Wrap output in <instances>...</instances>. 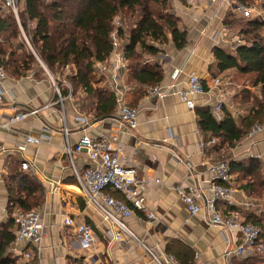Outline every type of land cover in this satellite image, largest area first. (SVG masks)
<instances>
[{
	"label": "crops",
	"instance_id": "crops-1",
	"mask_svg": "<svg viewBox=\"0 0 264 264\" xmlns=\"http://www.w3.org/2000/svg\"><path fill=\"white\" fill-rule=\"evenodd\" d=\"M169 2L179 26L186 30L187 41L182 49L177 50L169 36V43L162 45L156 56L145 59L162 70L163 77L159 83L165 93L162 97H149L146 91L144 95H138L139 86L127 83L124 70L119 81L123 99L138 109L137 127L132 131L123 126L117 105L112 114L96 116L90 108L96 101L92 93L80 90L76 94L68 93L62 102L59 101L50 74L42 63L43 73L35 75L30 72L19 78L7 75L0 82L3 92L0 124L17 113L37 111L15 123L11 129L0 126V223L7 217L5 177L8 164L13 159L20 163L26 160L31 163L32 175L43 187L42 202L35 210L48 229L47 236L40 242L39 253L32 260L23 257L21 247L13 245L9 249L16 264H154L146 247L164 256L169 254L166 249L168 242L176 252L186 247L193 257L190 264H230L232 258L225 260L224 253L240 241L241 234L211 224L206 209L190 216L174 187L179 182L192 184L206 196L210 180L207 164L220 159L240 161L257 158L264 173V120L261 132L252 137L245 136L233 147L220 146L215 139L202 152L199 144L210 138L200 130L196 116L197 109L208 107L213 110L218 101H222V107L235 115L244 113V107H237L233 102L240 89V85L230 82L233 70L224 73L227 75L221 86L213 85L212 80L220 75L214 67L212 49L215 46L232 48L240 43L236 32L225 21L227 14L235 13V5L264 4V0H218L204 6L191 5L183 0ZM23 4L21 2L18 9H22ZM5 10L0 7V12ZM111 61L110 57L95 64L97 81L92 84L94 88L112 90ZM174 71H178L175 80L171 78ZM191 72L202 78L207 91L195 97L194 109H187L177 92L185 86L186 77ZM172 81L176 82L175 87L169 89ZM78 117H86L88 123H80ZM64 127L68 130L67 135L63 133ZM25 133L34 136L42 133L49 138L39 145L26 144ZM101 134H117L122 162L135 167L138 177L147 180L144 190L146 204L157 219L148 220L144 213L133 211L125 219V224L135 239L125 234L121 240L112 239L117 228L103 220L101 214L85 202L73 175V168L78 171L86 168L85 154L75 153L70 159L64 152L67 144L75 145L82 135L97 137ZM18 146H24V149L20 151ZM231 180L241 219L250 214L259 216L264 213V209H260L262 205L258 206L264 201V196H249L242 187L245 179L238 180L237 174H232ZM217 210L226 213L225 204L219 202ZM66 217L89 225L96 235L95 245L82 250L73 226L62 225ZM252 254L244 258H250ZM178 255L182 256L181 251Z\"/></svg>",
	"mask_w": 264,
	"mask_h": 264
},
{
	"label": "trees",
	"instance_id": "trees-1",
	"mask_svg": "<svg viewBox=\"0 0 264 264\" xmlns=\"http://www.w3.org/2000/svg\"><path fill=\"white\" fill-rule=\"evenodd\" d=\"M23 3V8L18 9L19 22L11 9L0 12V66L14 78L30 72L43 73L40 62L49 71L59 74L71 67L65 79L72 90L62 88L61 97L80 90L92 93L96 101L90 108L96 116L112 114L116 106L113 90L92 85L97 81L95 64L111 57L115 20L126 60V81L139 86L136 93L140 96L147 87L158 85L163 77L161 68L150 65L146 57L156 56L162 45L169 43V36L177 50L187 41L186 30L179 26L169 0H23ZM225 21L236 32L240 43L232 48L213 47L214 67L220 79L227 75L225 72L233 70L230 82L240 85L233 102L237 107H244V113L235 115L223 106L220 117L216 118L212 110L205 107L197 109L196 116L203 133L217 139L218 145L231 148L247 136L253 125L263 124L264 21L237 13L227 14ZM56 82L63 86L59 80ZM223 161H228L231 174H237L238 180L245 179L242 187L249 196H264V173L257 158ZM5 188L8 217L0 223V264H16L9 252L15 227L11 210L18 207L30 211L40 206L43 187L31 171L23 170L20 162L13 159L7 167ZM107 192L123 200L117 191L107 188ZM243 221L260 227L258 240L264 243V213L250 214ZM170 244L167 243V252L177 262H192V254L186 247L176 252ZM180 251L182 256L178 255ZM255 263L264 264V253H253L250 258L232 257L230 262Z\"/></svg>",
	"mask_w": 264,
	"mask_h": 264
},
{
	"label": "built area",
	"instance_id": "built-area-1",
	"mask_svg": "<svg viewBox=\"0 0 264 264\" xmlns=\"http://www.w3.org/2000/svg\"><path fill=\"white\" fill-rule=\"evenodd\" d=\"M191 5H211L218 0H183ZM23 0H0L1 8H8L13 11L15 16L18 14V6ZM235 13L247 18H257L264 21V4H237L233 7ZM118 21L115 20V28L111 33L113 50L111 52V74L110 85L116 95V105L118 107V117L123 126L132 131L137 127L138 109L131 107L123 99V90L119 85L120 77L126 69V60L124 58L122 42L117 36ZM178 76V71H174L171 78L175 80ZM7 77L5 70L0 66V82ZM52 85L57 89L54 79ZM174 81L169 85V89L175 87ZM213 85L221 86L224 82L222 79L214 78ZM206 86L202 78L191 72L188 73L185 86L177 93L181 102L187 109H194L195 97L206 93ZM147 95L149 97H162L165 95L161 90L160 84L147 87ZM3 92L0 90V98ZM59 101L62 102V97L58 95ZM223 105L222 101H218L212 112L219 118V112ZM33 110L30 112L17 113L10 117L5 123L0 124L7 129L13 128V125L20 120L27 118L29 115L36 113ZM82 124H87L86 117H78ZM262 124H255L251 127L248 137L261 132ZM64 135L68 134L66 127L63 128ZM26 144L39 145L49 137L46 134L34 136L31 134H23ZM215 138H210L206 143H200L199 147L202 152L215 142ZM118 135H99L92 137L82 135L75 145H66L64 152L72 159L75 153H84L87 158V166L83 171H78L73 168L78 185L81 189L85 202L96 209L102 216L103 220L110 222L117 228V231L112 235V239L121 240L123 234L131 239H135L133 233L125 224V219L130 217L133 211L144 213L148 220H155L157 216L146 204L144 195L145 185L147 180L138 177L135 167L126 165L121 160V151L117 145ZM20 151L24 146L17 147ZM21 168L26 171H32L29 161H22ZM207 172L210 175V180L207 185L206 196L201 194L199 189L192 184L179 182L174 190L177 197L184 204L188 214L195 215L203 209L209 212V221L211 224L220 227L222 230H233L241 234L240 241L231 249L225 251L224 258L229 261L232 257H244L251 253L264 252V243L258 240L261 229L256 225L245 223L241 219L240 211L236 207L234 200L235 189L232 186V174L228 161H212L207 164ZM156 182H158L156 180ZM107 188L117 191L123 200L115 198L107 192ZM222 202L225 204L226 213H221L217 210V204ZM246 205H249L248 203ZM10 216L14 222V243L15 247H21L23 257L27 260H32L40 250L41 240L47 236V226L41 220L37 210L24 211L20 208H13ZM63 226H73L75 234L78 238L80 248L82 250L90 249L97 241L96 235L92 228L84 222H75L74 219L66 217L62 222ZM154 264H181L177 262L172 255L164 254L159 256L153 249L146 247ZM140 264V263H132ZM145 264V263H141Z\"/></svg>",
	"mask_w": 264,
	"mask_h": 264
},
{
	"label": "rangeland",
	"instance_id": "rangeland-1",
	"mask_svg": "<svg viewBox=\"0 0 264 264\" xmlns=\"http://www.w3.org/2000/svg\"><path fill=\"white\" fill-rule=\"evenodd\" d=\"M17 17H18V15H17ZM19 19V18H18ZM28 41V40H27ZM29 43V42H28ZM35 53V52H34ZM37 57V56H36ZM37 59H38V57H37ZM42 63V62H41ZM45 67V70L47 71V73H49L50 74V76H52L53 78H54V81H55V84H56V87H57V89L55 90V95L56 96H58L59 94H60V92H61V90H62V88L64 89V87H66L69 91H71L72 90V86H71V84L65 79V75L66 74H69V73H71V67H68L63 73H61V74H59V73H56V72H51V71H49L47 68H46V66H44ZM49 76V78H51V81H52V77H50ZM62 80V81H64V83L62 82V84L61 85H63L62 87L60 86V85H58L57 84V80ZM54 88V87H53ZM218 161H223V159H220V160H218ZM255 201V200H254ZM255 203H257V201H255ZM260 205H262V207H260ZM259 207H260V209L261 208H263L264 209V201L263 202H261L259 205H258ZM8 217V216H7ZM6 218V217H5ZM6 220V219H5ZM261 253H264V252H261ZM256 264V263H255ZM259 264V263H258Z\"/></svg>",
	"mask_w": 264,
	"mask_h": 264
},
{
	"label": "water",
	"instance_id": "water-1",
	"mask_svg": "<svg viewBox=\"0 0 264 264\" xmlns=\"http://www.w3.org/2000/svg\"><path fill=\"white\" fill-rule=\"evenodd\" d=\"M40 61V60H39ZM41 63V62H40Z\"/></svg>",
	"mask_w": 264,
	"mask_h": 264
}]
</instances>
